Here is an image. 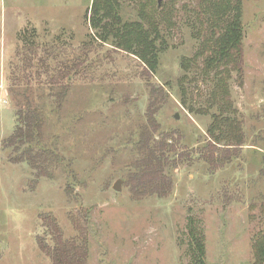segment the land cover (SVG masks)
<instances>
[{
    "label": "rangeland",
    "instance_id": "rangeland-1",
    "mask_svg": "<svg viewBox=\"0 0 264 264\" xmlns=\"http://www.w3.org/2000/svg\"><path fill=\"white\" fill-rule=\"evenodd\" d=\"M117 1L139 20L170 0ZM91 5L0 0V264H193L189 220L203 264H251L264 231V0H242L230 95L244 141L226 147L208 143L210 115L181 103L184 87L199 110L210 86L179 64L197 50L193 3L174 4L155 74L96 38Z\"/></svg>",
    "mask_w": 264,
    "mask_h": 264
},
{
    "label": "trees",
    "instance_id": "trees-1",
    "mask_svg": "<svg viewBox=\"0 0 264 264\" xmlns=\"http://www.w3.org/2000/svg\"><path fill=\"white\" fill-rule=\"evenodd\" d=\"M177 1L179 0H170L167 4L157 5L153 17L144 16L141 11L139 20H124L117 0H92L89 25L99 41L133 54L155 74L159 67L160 52L165 49L166 34L173 26L171 11ZM186 1L193 3L188 12L191 17L187 26L198 45L192 57L181 58L179 64L184 73L193 72L192 81L207 79L210 86L199 110H195L191 103L188 104L184 87L180 88L181 103L190 113L210 115L209 124L206 126L209 144L242 146L243 130L230 95L231 73L239 74L242 64V0ZM163 26L167 33L163 32ZM180 80L181 84L187 81L184 76ZM33 131L29 130L30 133ZM160 145L161 148H170L166 141H162ZM188 224L189 256L193 264H203V236L194 227L192 220ZM255 239L254 260L251 264H264V231Z\"/></svg>",
    "mask_w": 264,
    "mask_h": 264
},
{
    "label": "water",
    "instance_id": "water-1",
    "mask_svg": "<svg viewBox=\"0 0 264 264\" xmlns=\"http://www.w3.org/2000/svg\"><path fill=\"white\" fill-rule=\"evenodd\" d=\"M163 0H158V3L160 4ZM119 184V181L116 182L115 186H114V190H119V187L117 186Z\"/></svg>",
    "mask_w": 264,
    "mask_h": 264
}]
</instances>
